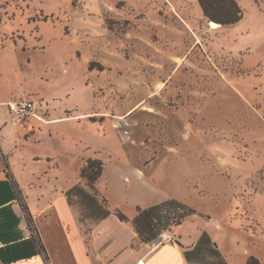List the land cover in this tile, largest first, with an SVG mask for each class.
<instances>
[{
	"label": "rangeland",
	"instance_id": "rangeland-1",
	"mask_svg": "<svg viewBox=\"0 0 264 264\" xmlns=\"http://www.w3.org/2000/svg\"><path fill=\"white\" fill-rule=\"evenodd\" d=\"M236 1L215 26L197 0H0V141L25 205L93 158L115 210L178 200L212 264H264V0ZM25 101L91 115L26 130Z\"/></svg>",
	"mask_w": 264,
	"mask_h": 264
},
{
	"label": "crops",
	"instance_id": "crops-1",
	"mask_svg": "<svg viewBox=\"0 0 264 264\" xmlns=\"http://www.w3.org/2000/svg\"><path fill=\"white\" fill-rule=\"evenodd\" d=\"M33 114L27 118L26 130L43 119L46 128L55 126L57 132L61 126L66 127L63 122L84 120L86 115H91L75 110L55 115L50 109ZM111 121L110 117L108 122ZM3 153L4 144L0 141V264H212L209 252L199 251V245L193 242L199 238L198 234L183 236L178 233L185 221L194 215L154 242L133 248L137 234L132 224L121 221L115 214V205L106 198L104 205L82 179L81 172L86 166L84 158L70 181L61 183L57 178V184L40 189V201L44 200V205L39 209L34 210L28 200L35 227L32 231L22 207L26 203L22 187L14 167ZM132 169L133 175L145 184V178L151 173L137 167ZM36 175L33 174L34 179ZM102 178L103 175L96 182L97 188ZM161 202L135 205L147 208ZM136 215L137 210L135 216L127 217L133 220ZM204 249L212 250V243L204 245Z\"/></svg>",
	"mask_w": 264,
	"mask_h": 264
},
{
	"label": "trees",
	"instance_id": "trees-1",
	"mask_svg": "<svg viewBox=\"0 0 264 264\" xmlns=\"http://www.w3.org/2000/svg\"><path fill=\"white\" fill-rule=\"evenodd\" d=\"M203 16L213 25L230 26L238 23L243 18V13L236 0H197ZM97 67L100 71L104 66L98 63H92L91 69ZM104 165L98 160H88L86 166L82 169L81 177L86 185L102 199V203L107 204V200L102 196L96 182L102 176ZM22 207L26 213L28 225L32 231H35L34 220L25 204ZM137 215L130 220L123 212L116 210L118 218L127 223H131L136 234V242L133 248H138L143 244H150L157 240L163 233L172 231L175 227L181 225L189 216L196 212L184 205L178 200L170 199L157 205L147 208L138 206ZM247 264H260L255 257H250Z\"/></svg>",
	"mask_w": 264,
	"mask_h": 264
},
{
	"label": "built area",
	"instance_id": "built-area-1",
	"mask_svg": "<svg viewBox=\"0 0 264 264\" xmlns=\"http://www.w3.org/2000/svg\"><path fill=\"white\" fill-rule=\"evenodd\" d=\"M9 111L14 118L25 120L34 113L35 104L31 101L12 102L9 104ZM138 264H142V262Z\"/></svg>",
	"mask_w": 264,
	"mask_h": 264
},
{
	"label": "bare ground",
	"instance_id": "bare-ground-1",
	"mask_svg": "<svg viewBox=\"0 0 264 264\" xmlns=\"http://www.w3.org/2000/svg\"><path fill=\"white\" fill-rule=\"evenodd\" d=\"M215 26H220V25H217V24H214Z\"/></svg>",
	"mask_w": 264,
	"mask_h": 264
}]
</instances>
